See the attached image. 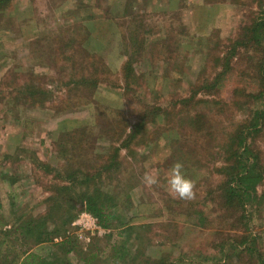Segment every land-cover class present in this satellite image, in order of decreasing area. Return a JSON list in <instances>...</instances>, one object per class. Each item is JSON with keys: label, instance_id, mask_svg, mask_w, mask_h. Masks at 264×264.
Segmentation results:
<instances>
[{"label": "rangeland", "instance_id": "obj_1", "mask_svg": "<svg viewBox=\"0 0 264 264\" xmlns=\"http://www.w3.org/2000/svg\"><path fill=\"white\" fill-rule=\"evenodd\" d=\"M263 20L264 0L0 4V264L62 259L63 238L38 245L10 232L45 216L75 169L97 176L91 192L112 196L125 226L144 227L135 242L72 201L67 236L98 254L94 264H117L116 252L126 259L133 247L164 264H257L246 247L254 238L264 255V116L254 126L264 113V29L253 30ZM241 131L263 171L247 221L222 199L221 169ZM176 162L194 200L166 190ZM145 172L159 184L146 187ZM68 260L86 264L81 253Z\"/></svg>", "mask_w": 264, "mask_h": 264}, {"label": "trees", "instance_id": "obj_2", "mask_svg": "<svg viewBox=\"0 0 264 264\" xmlns=\"http://www.w3.org/2000/svg\"><path fill=\"white\" fill-rule=\"evenodd\" d=\"M11 0H0V4L9 3ZM264 29V20L255 23L253 30L258 31ZM256 40L259 41L260 38L256 35ZM129 68L132 67L131 63L127 64ZM131 69H129L130 71ZM132 72V71H131ZM189 102H191L189 100ZM257 123L254 125L259 126V122H261V118L264 116L262 114H256ZM139 130L143 127V123L137 125ZM136 127V131L138 129ZM135 133L132 132L127 135L124 139L121 148L130 149L129 145ZM235 144L234 148L230 150V158L224 160L225 165L222 166L221 173L224 174L225 182L222 183L223 188V195L222 199L231 206L235 205L239 211L244 213L249 206H253L251 204L257 198V186L263 179V171L261 170L260 158L253 154L250 148L247 145L246 135L243 131L235 134ZM116 153L120 152V149H115ZM102 175V173L98 174ZM97 178L96 175L89 176L82 174L78 169L74 170L73 173H69L67 178L65 179L66 185L65 186H56V190L53 194L48 198L47 202H53V204L49 203V212L46 213L45 216H42L38 219H32L30 221L22 222V224L14 228L10 234L15 235L18 233L19 235H23V239H29L35 244H43L46 242H52L54 238L61 237L64 240L60 244V249H62L63 254L60 256L62 259L58 260V262L53 263L50 261L45 260L44 258H39L30 255H26L20 264H69L68 256L71 253H78L84 256V262L86 264H94L97 261V253H90L86 252L85 254L78 250L77 242L73 240L72 236H67L69 225L72 223L74 218L76 217V208L73 205H70L72 201H77V203L81 204L83 207L86 206V211L89 212L97 221L98 224L102 227V229H115V230H122V233L129 232L135 233L136 238L135 242L140 238L141 232L144 230L141 226L131 225L125 226L120 218L119 214L115 213L114 207L118 209V204H113L112 196L105 195L104 199H110L108 202L101 198L100 190L94 189L91 192L92 186L90 182L95 181ZM68 179V180H67ZM66 198H70V200H65ZM130 199V196H128ZM128 199V200H129ZM169 202L167 203L166 209L169 210ZM129 203V202H128ZM129 205V204H128ZM140 207V206H138ZM131 206H129L125 210H129ZM170 211V210H169ZM121 217V216H120ZM244 218L247 221V217L244 213ZM134 221V220H133ZM51 225V228L49 226ZM128 226V227H127ZM249 244L246 247V251H248L254 258L257 264H264V255L260 252H257L255 249L256 247V240L254 238H248ZM245 241H243L244 243ZM135 246V245H134ZM127 250L130 247L125 245ZM134 247L129 252L128 258L124 259L121 258L122 250H118L114 258L117 261V264H137L136 262H140L138 264H164L162 259L153 260L146 259L143 254L145 252L137 250L133 252ZM114 247V251H115ZM136 255H134V253ZM120 255V256H119ZM119 256V257H118ZM130 257V259H129ZM120 258V260H119ZM9 263V262H8Z\"/></svg>", "mask_w": 264, "mask_h": 264}, {"label": "clouds", "instance_id": "obj_3", "mask_svg": "<svg viewBox=\"0 0 264 264\" xmlns=\"http://www.w3.org/2000/svg\"><path fill=\"white\" fill-rule=\"evenodd\" d=\"M142 182L146 187L152 188L153 186H157L159 184V179L157 176L149 172H145L142 177ZM166 190L174 199L191 201L196 198L195 183L190 177L185 175L184 165L182 163L176 162L170 168L167 177Z\"/></svg>", "mask_w": 264, "mask_h": 264}, {"label": "built area", "instance_id": "obj_4", "mask_svg": "<svg viewBox=\"0 0 264 264\" xmlns=\"http://www.w3.org/2000/svg\"><path fill=\"white\" fill-rule=\"evenodd\" d=\"M85 216H87V215H85ZM92 219H93V217H92Z\"/></svg>", "mask_w": 264, "mask_h": 264}]
</instances>
